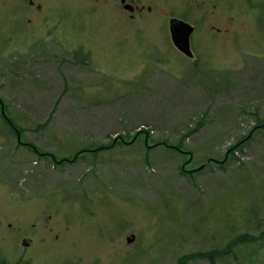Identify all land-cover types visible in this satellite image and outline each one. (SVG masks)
Segmentation results:
<instances>
[{"label":"rangeland","instance_id":"1","mask_svg":"<svg viewBox=\"0 0 264 264\" xmlns=\"http://www.w3.org/2000/svg\"><path fill=\"white\" fill-rule=\"evenodd\" d=\"M16 1L0 0V264H264V0H176L199 28L189 58L162 15L45 0L58 31H12ZM34 221L44 240L23 249Z\"/></svg>","mask_w":264,"mask_h":264},{"label":"flooded vegetation","instance_id":"2","mask_svg":"<svg viewBox=\"0 0 264 264\" xmlns=\"http://www.w3.org/2000/svg\"><path fill=\"white\" fill-rule=\"evenodd\" d=\"M44 1L19 0L14 2L13 8L16 10V16L12 19L10 24L12 31H34L33 29L36 27L37 24H39L42 29L40 31H46L47 28L48 31H58L57 24L48 27L49 17L54 11H56V8L51 6V3L50 5H48L47 2ZM90 1L92 8H96L97 6L100 5L102 6L104 5L105 7L107 6L108 8L113 7L115 11L121 15L119 16L121 19H124V21H129L131 19L136 20L140 17V15L144 14L145 12H147L146 15H155L156 17L162 15L161 17L158 18L161 19L164 18L165 20H167L168 31H170L169 29L170 23L172 18L174 17L182 18L184 20L189 21L194 26L193 33L190 36V43L194 55L193 57L196 56L194 42H193V35L195 32H197V30H199L198 24L195 21H192L183 15H177V13H175V11L177 10L176 4H178L179 8L181 9V4H182L181 2H177L176 0H90ZM195 2L196 1L193 0L192 2L190 1L188 4ZM5 4L6 2H0V5H5ZM183 8L184 9L187 8L186 3H184ZM5 16H6V12L4 13L0 12V19L4 18ZM217 30L219 31L220 28H217ZM227 31L229 30L227 29ZM42 37L44 40L46 39V36H42ZM80 50L81 49H78V47H76V50L73 53V55L78 59H79ZM178 51L181 52L180 50ZM47 216L52 217V215L50 214ZM37 225L38 224L36 221L32 222L30 227V229L32 230H30V232L28 233L29 235L27 234L28 236L27 235L23 236V242L26 244V248L24 249L32 248V246L35 244L37 239L44 240V238H41L39 236V233H37V229H38V227H36ZM48 225H49V221L45 222L44 226L50 231V234L54 236V237L50 236V238H53L54 241H57L60 236L59 233L54 232L53 228H51L50 226L47 227Z\"/></svg>","mask_w":264,"mask_h":264},{"label":"water","instance_id":"3","mask_svg":"<svg viewBox=\"0 0 264 264\" xmlns=\"http://www.w3.org/2000/svg\"><path fill=\"white\" fill-rule=\"evenodd\" d=\"M193 25L187 21L173 18L170 24V33L175 46L185 54L191 56L190 35L193 32ZM134 235L128 237V241H132Z\"/></svg>","mask_w":264,"mask_h":264},{"label":"trees","instance_id":"4","mask_svg":"<svg viewBox=\"0 0 264 264\" xmlns=\"http://www.w3.org/2000/svg\"><path fill=\"white\" fill-rule=\"evenodd\" d=\"M80 52H82V50L79 51V54H80ZM79 59L81 60V57H80ZM82 60H83V61H82ZM82 60H81V61L84 62V63L89 62V55H84V57H82ZM9 122L12 124L11 120H9ZM144 131H145V129H144ZM165 144H167V143H165ZM169 146L176 147V149H179L178 145H175V144H169ZM85 150H87V149H83V150L79 151L78 153H80V152H82V151H85ZM179 150H180V149H179ZM202 166H204V165H202ZM199 168H200V167H199ZM182 170H184V168H182ZM193 171H194V170H193ZM237 239H238V238H237ZM210 254H212V252H211ZM205 255L208 256L209 253H206ZM209 257H211L212 263L215 264L213 257H212V256H209Z\"/></svg>","mask_w":264,"mask_h":264}]
</instances>
